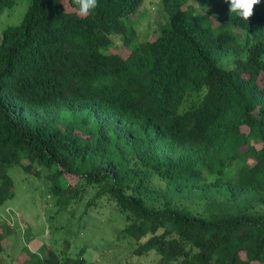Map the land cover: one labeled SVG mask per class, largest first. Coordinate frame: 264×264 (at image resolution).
Here are the masks:
<instances>
[{
    "label": "trees",
    "instance_id": "trees-1",
    "mask_svg": "<svg viewBox=\"0 0 264 264\" xmlns=\"http://www.w3.org/2000/svg\"><path fill=\"white\" fill-rule=\"evenodd\" d=\"M187 1L158 0L157 36L137 42L131 15L143 0H98L86 19L72 0L67 12L61 0H32L4 28L0 211L14 193L11 165L54 166L58 202L97 184L127 212L122 232L139 253L264 264V0L248 22ZM15 2L0 0V11ZM115 35L127 53L110 49ZM2 228L0 218V251ZM84 261L50 249L35 264Z\"/></svg>",
    "mask_w": 264,
    "mask_h": 264
},
{
    "label": "rangeland",
    "instance_id": "rangeland-1",
    "mask_svg": "<svg viewBox=\"0 0 264 264\" xmlns=\"http://www.w3.org/2000/svg\"><path fill=\"white\" fill-rule=\"evenodd\" d=\"M31 2L16 0L14 5L0 11V39L4 28L22 21ZM64 2L67 6L66 0ZM157 2L143 0L139 11L131 15L138 31L134 42L157 36L158 25L165 19V12L159 14ZM187 3L198 5V0H188ZM205 3V12L230 13L224 0H205ZM214 20L217 22L218 18ZM236 31L242 34L239 29ZM113 39L110 49L127 53L121 36L115 35ZM259 82L264 84V72ZM242 128L249 130L246 124ZM242 148L245 150L247 146ZM249 162H253V157H249ZM240 165L241 161L234 160L228 167V174H236ZM51 170L54 166L50 168L38 163L32 169L24 168L21 163L9 167L14 193L3 203L0 211L5 231L0 264H35L50 249L83 258L85 264H165L154 249L147 253L138 252L140 242L122 232L127 224V212L109 194L98 196L97 184H90L64 203L58 202L48 177ZM66 177L71 184L79 179L69 172ZM61 180H64L63 175ZM6 225L11 230H7Z\"/></svg>",
    "mask_w": 264,
    "mask_h": 264
},
{
    "label": "clouds",
    "instance_id": "clouds-1",
    "mask_svg": "<svg viewBox=\"0 0 264 264\" xmlns=\"http://www.w3.org/2000/svg\"><path fill=\"white\" fill-rule=\"evenodd\" d=\"M61 2L64 4V12H67L64 0ZM72 3L76 6V15L81 19H86L89 13L98 6V0H72ZM224 3L228 5L230 13H236L240 19L248 22L254 15V7L260 3V0H224Z\"/></svg>",
    "mask_w": 264,
    "mask_h": 264
}]
</instances>
